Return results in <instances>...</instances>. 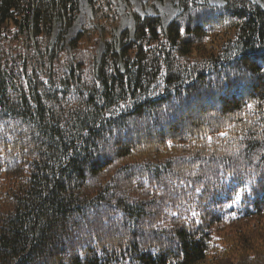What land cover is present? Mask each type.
<instances>
[{
  "label": "trees",
  "instance_id": "obj_1",
  "mask_svg": "<svg viewBox=\"0 0 264 264\" xmlns=\"http://www.w3.org/2000/svg\"><path fill=\"white\" fill-rule=\"evenodd\" d=\"M122 1L0 0V264H264V0Z\"/></svg>",
  "mask_w": 264,
  "mask_h": 264
},
{
  "label": "rangeland",
  "instance_id": "obj_2",
  "mask_svg": "<svg viewBox=\"0 0 264 264\" xmlns=\"http://www.w3.org/2000/svg\"><path fill=\"white\" fill-rule=\"evenodd\" d=\"M212 4H222V0H209ZM260 2L259 0H252ZM131 6L136 12L141 15H154L158 14L164 26L178 13L177 0H154L152 3L149 0H130ZM118 11L120 13V30L127 29L132 34L133 32V18L129 10V6L122 0H115ZM90 21V9L86 0H80L79 15L74 24L68 29L66 34V41L71 39L79 30L81 25ZM60 29V23L57 21L53 27V40ZM99 53L102 47L98 49Z\"/></svg>",
  "mask_w": 264,
  "mask_h": 264
},
{
  "label": "snow or ice",
  "instance_id": "obj_3",
  "mask_svg": "<svg viewBox=\"0 0 264 264\" xmlns=\"http://www.w3.org/2000/svg\"><path fill=\"white\" fill-rule=\"evenodd\" d=\"M249 107H251V105H249ZM240 197H239V195L237 194V197H236V199H239Z\"/></svg>",
  "mask_w": 264,
  "mask_h": 264
}]
</instances>
